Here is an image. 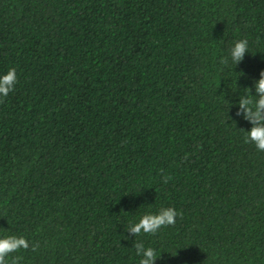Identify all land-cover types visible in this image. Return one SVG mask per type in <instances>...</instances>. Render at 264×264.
Returning a JSON list of instances; mask_svg holds the SVG:
<instances>
[{"label":"trees","instance_id":"1","mask_svg":"<svg viewBox=\"0 0 264 264\" xmlns=\"http://www.w3.org/2000/svg\"><path fill=\"white\" fill-rule=\"evenodd\" d=\"M11 67L0 237L29 246L9 264H139L136 243L154 264H264V151L240 106L260 95L264 0H0ZM169 207L174 224L129 230Z\"/></svg>","mask_w":264,"mask_h":264},{"label":"clouds","instance_id":"2","mask_svg":"<svg viewBox=\"0 0 264 264\" xmlns=\"http://www.w3.org/2000/svg\"><path fill=\"white\" fill-rule=\"evenodd\" d=\"M247 47L246 40H238L232 49L234 60L242 58ZM17 84V74L14 67L8 68L6 72L0 74V98L7 97ZM256 91L259 93V99L255 101L243 100L241 107L244 108L246 118L252 123V127L246 131V142L251 141L255 147L264 151V115L261 110L264 109V77L256 84ZM252 104L255 111H252L248 105ZM177 212L174 208H163L156 214H145L139 220L129 226V230L138 235L140 233L155 234L158 229L165 225L175 223ZM28 241L23 236L8 235L0 237V264H9V254L19 251L21 248H28ZM137 255L141 256L139 264H154L156 259L155 250L151 247H145L142 243H136ZM142 250V255H141ZM20 257L14 258V264Z\"/></svg>","mask_w":264,"mask_h":264}]
</instances>
